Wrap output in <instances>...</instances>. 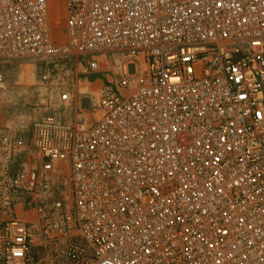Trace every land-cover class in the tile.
<instances>
[{"label": "built area", "instance_id": "1", "mask_svg": "<svg viewBox=\"0 0 264 264\" xmlns=\"http://www.w3.org/2000/svg\"><path fill=\"white\" fill-rule=\"evenodd\" d=\"M0 62L56 96L4 264H264V0H0Z\"/></svg>", "mask_w": 264, "mask_h": 264}, {"label": "rangeland", "instance_id": "2", "mask_svg": "<svg viewBox=\"0 0 264 264\" xmlns=\"http://www.w3.org/2000/svg\"><path fill=\"white\" fill-rule=\"evenodd\" d=\"M131 75L136 74L134 66L129 67ZM0 75L6 87H0V224L12 216L9 205L11 179L17 167L22 165L20 158H10L3 152L4 138H25L30 124L46 111L47 105L56 96L39 81V68L31 63L0 62ZM19 209L17 208V213ZM0 264H4L0 257Z\"/></svg>", "mask_w": 264, "mask_h": 264}, {"label": "bare ground", "instance_id": "3", "mask_svg": "<svg viewBox=\"0 0 264 264\" xmlns=\"http://www.w3.org/2000/svg\"><path fill=\"white\" fill-rule=\"evenodd\" d=\"M22 215V214H21Z\"/></svg>", "mask_w": 264, "mask_h": 264}]
</instances>
